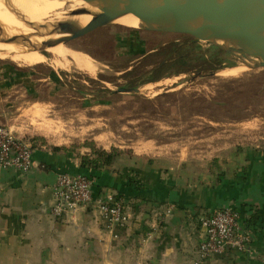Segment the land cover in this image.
Listing matches in <instances>:
<instances>
[{"label":"rangeland","instance_id":"374dc122","mask_svg":"<svg viewBox=\"0 0 264 264\" xmlns=\"http://www.w3.org/2000/svg\"><path fill=\"white\" fill-rule=\"evenodd\" d=\"M117 23L72 42L102 64L99 74L53 69L54 48L33 67L0 59V125L50 147L115 146L153 155L181 146L204 156L264 148V68L255 58ZM26 29L22 36L34 47L47 42L36 35L42 29ZM22 76L28 78L21 83ZM25 82L33 85L23 90ZM120 87L139 91L116 93Z\"/></svg>","mask_w":264,"mask_h":264},{"label":"crops","instance_id":"0c3cea01","mask_svg":"<svg viewBox=\"0 0 264 264\" xmlns=\"http://www.w3.org/2000/svg\"><path fill=\"white\" fill-rule=\"evenodd\" d=\"M27 82L23 90L33 85ZM118 151L108 166L94 169L83 166V157L93 156L89 147L36 143L30 172L0 170V264H195L199 219L222 208L238 210L244 222L256 219L247 228L249 251H228L214 263L264 264V148L208 156L181 146L153 155ZM59 173L88 175L95 198L124 204L129 219L118 239L92 208L74 224L50 215Z\"/></svg>","mask_w":264,"mask_h":264},{"label":"water","instance_id":"95a60500","mask_svg":"<svg viewBox=\"0 0 264 264\" xmlns=\"http://www.w3.org/2000/svg\"><path fill=\"white\" fill-rule=\"evenodd\" d=\"M98 8L91 20L82 27L52 25L37 36L66 33L67 37L50 39L35 50L44 54L47 48L60 44L77 49L72 42L92 32L116 25L115 20L133 15L144 19L167 15L169 28L152 31L184 35L195 41L213 45L229 54L255 58L257 68H264V0H83ZM214 27L212 30L210 29ZM0 31L1 27H0ZM21 37L3 38L0 42L14 43ZM92 58V57H91ZM249 66L248 63L244 64ZM138 89L120 87L116 93H136Z\"/></svg>","mask_w":264,"mask_h":264},{"label":"built area","instance_id":"2783aa9c","mask_svg":"<svg viewBox=\"0 0 264 264\" xmlns=\"http://www.w3.org/2000/svg\"><path fill=\"white\" fill-rule=\"evenodd\" d=\"M33 143L18 136L9 127L0 125V170L12 169L19 173L32 170ZM94 180L85 174L59 173L52 185L50 215L54 219L67 217L74 224L81 211L94 209L104 229L113 239L119 238L117 229L124 228L129 215L124 204L110 197L95 198ZM170 209L165 214H169ZM199 259L195 264H215L214 258L228 251L248 252L251 232L244 226L242 214L233 208H222L202 215Z\"/></svg>","mask_w":264,"mask_h":264},{"label":"bare ground","instance_id":"6f19581e","mask_svg":"<svg viewBox=\"0 0 264 264\" xmlns=\"http://www.w3.org/2000/svg\"><path fill=\"white\" fill-rule=\"evenodd\" d=\"M98 11L97 7L83 0H0V27L5 29V25H8V30L0 34V37H21L23 39L14 43L0 42V59H9L20 67H33L45 63L48 61L47 58L35 50L36 47L34 46H38V44H30L22 36L25 30H29L26 29L28 25L43 31L54 24L68 25L73 23L75 27H82L91 20L90 14ZM65 14L68 15L65 16ZM117 22L138 29L167 30L169 28L167 15H154L140 20L133 15H126L114 21V23ZM213 28L211 26L210 29ZM67 36L68 34L61 33L52 36L46 35L43 38L50 40ZM53 48L46 50L52 49L48 54L51 59V67L55 70L78 71L93 75L97 72L99 74L103 67L101 63L81 52V50L77 51L63 46Z\"/></svg>","mask_w":264,"mask_h":264},{"label":"trees","instance_id":"16d2710c","mask_svg":"<svg viewBox=\"0 0 264 264\" xmlns=\"http://www.w3.org/2000/svg\"><path fill=\"white\" fill-rule=\"evenodd\" d=\"M174 47V46H173ZM180 61L185 62V59H180ZM35 140H32L33 146L35 145ZM92 150V158L89 157H83V166H88L90 168H103L105 166H108L114 157L119 155L118 150H112L110 153L102 150V149H97L95 148L94 145H89L87 146ZM256 217L255 215L253 217H250L247 219L244 224L246 228H249V226L255 221Z\"/></svg>","mask_w":264,"mask_h":264}]
</instances>
